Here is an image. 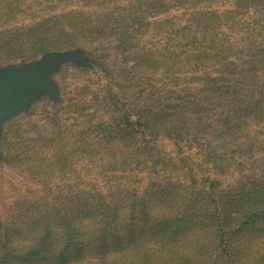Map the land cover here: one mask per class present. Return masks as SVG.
Wrapping results in <instances>:
<instances>
[{"label":"trees","instance_id":"trees-1","mask_svg":"<svg viewBox=\"0 0 264 264\" xmlns=\"http://www.w3.org/2000/svg\"><path fill=\"white\" fill-rule=\"evenodd\" d=\"M165 2L151 0V15ZM259 2L264 9V0ZM221 17L210 11L167 28L172 43L161 59L139 45L136 32L146 16L65 14L0 31V60L27 61L46 50L88 43L95 44L91 49L97 53L99 47L121 55L135 53L138 66H169L180 54L193 65L214 60L221 69L218 77L208 76L204 86L172 88L175 99L169 102L167 97L166 105L142 88L136 92L140 102L130 104L107 86L113 117L101 122L94 136L89 131L79 136L98 138L103 145L114 139L128 147L133 143L141 156L151 155L159 138L171 139L178 151L184 142L195 143L208 149V164L222 169L228 165L227 152L221 154L212 139L230 134L236 139L244 125L264 122V80L244 89L231 69L241 65L254 77L258 67L264 69V17L258 21L261 40L247 35L241 45L226 34ZM103 41L107 48L100 45ZM87 60L91 64L95 57ZM97 66L106 70L103 64ZM253 141L239 143L231 152L247 153ZM85 145L87 149L90 143ZM19 152L8 148L6 156L13 161ZM12 217L0 223V264H264V176H242L224 187L206 174L187 181L153 177L141 190L72 189L27 205Z\"/></svg>","mask_w":264,"mask_h":264},{"label":"rangeland","instance_id":"rangeland-1","mask_svg":"<svg viewBox=\"0 0 264 264\" xmlns=\"http://www.w3.org/2000/svg\"><path fill=\"white\" fill-rule=\"evenodd\" d=\"M150 1L0 0V31L33 26L71 13L94 17L146 16L148 22L145 20L136 32L139 45L162 59L167 54L164 48L172 43L167 28L170 30L185 20L190 22L195 15H208L211 11V14L221 13L223 28L236 45H241L247 35L254 34L261 40L262 28L258 21L263 19L264 9L259 0H165L156 15H151L155 9L149 7ZM102 44L106 48L109 46L107 41ZM92 45L46 50L27 61L0 60V73L20 72L27 65L44 59L46 54H64L50 63L44 73V86L27 93L21 102L9 106L0 115L1 224L13 219L12 215L20 214L27 205L72 189L103 193L127 188L141 190L153 177L187 181L192 176L202 179L206 174L218 178L224 187L242 176L244 180L251 174L264 176V122L244 125L243 133L236 139L232 134L212 139L213 146L221 154L227 152L224 162L228 165L222 169L208 164L205 159L208 149L195 143L184 142L182 150L178 151L171 139L159 138L155 142L157 149H153L151 155L141 156L133 143L128 147L118 139L106 145H103L105 141L91 136L81 139L80 134L92 132L101 122L107 123L113 117L106 100L107 86L119 92L130 104L140 102L136 92L142 88L146 93L150 91L157 100L161 97L162 103L159 102L166 105L174 98L172 88L204 86L208 76L218 77L221 72L214 60L193 65L182 54L175 61L169 60V66H138L132 58L135 53H110L103 47H99L101 50L97 53L91 49ZM91 56L95 61L89 64L87 58ZM97 64H103L107 71L98 68ZM133 65L134 68L128 70V66ZM231 69L244 89L264 80V69L259 67L255 77L241 65L231 66ZM167 97L170 98L167 100ZM252 140L256 144L251 151L231 152L235 145H246ZM87 142L91 148L84 149ZM8 148L14 153L20 151L13 161L6 156ZM181 158H185L184 163L179 161ZM137 160L141 162L139 165Z\"/></svg>","mask_w":264,"mask_h":264},{"label":"water","instance_id":"water-1","mask_svg":"<svg viewBox=\"0 0 264 264\" xmlns=\"http://www.w3.org/2000/svg\"><path fill=\"white\" fill-rule=\"evenodd\" d=\"M64 54H46L45 58L35 61L20 72L0 73V115L9 106L21 102L24 96L45 85L44 73L56 57Z\"/></svg>","mask_w":264,"mask_h":264}]
</instances>
